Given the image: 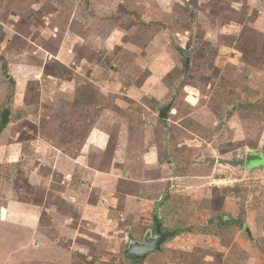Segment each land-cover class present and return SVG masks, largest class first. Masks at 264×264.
<instances>
[{
	"label": "rangeland",
	"instance_id": "1",
	"mask_svg": "<svg viewBox=\"0 0 264 264\" xmlns=\"http://www.w3.org/2000/svg\"><path fill=\"white\" fill-rule=\"evenodd\" d=\"M0 125V264H264V0H0Z\"/></svg>",
	"mask_w": 264,
	"mask_h": 264
},
{
	"label": "crops",
	"instance_id": "2",
	"mask_svg": "<svg viewBox=\"0 0 264 264\" xmlns=\"http://www.w3.org/2000/svg\"><path fill=\"white\" fill-rule=\"evenodd\" d=\"M106 145H107L106 137L103 136L102 133L97 131L96 126H94L87 134V136L84 138L83 143L79 146V149L75 157L68 155L66 153H62L59 149L56 150L53 148V146L50 145V147L53 148L54 151L56 150V152L53 153L49 152L50 154L48 155V162L45 165H50L49 166L50 174L53 175L57 174L59 176V174L60 173L63 174V172L65 175L69 173L70 175L72 174L74 176L76 175L78 177L76 178L80 182H82L83 179H85L90 174L89 171L93 169V168L91 169V167L90 168L87 167L88 164L87 160H91L87 153L89 152L92 154L95 153L96 155L94 158H96L98 154H102L105 151ZM117 153L118 151H115V156L117 155ZM112 160H116V159H112ZM39 169H41V167ZM36 171L33 169L32 171L29 172L28 176L26 177L28 184L31 186L42 185L44 179L46 178L40 176L39 171L38 173ZM164 180L165 178L162 176L161 179L159 180V183H161V181ZM45 181L47 180L45 179ZM98 191H100V189H98ZM94 195L97 197L99 195V192L94 193ZM101 202H104V200H102ZM9 206H11L9 203L5 204L2 209H5L7 211L8 210L7 208H9Z\"/></svg>",
	"mask_w": 264,
	"mask_h": 264
},
{
	"label": "water",
	"instance_id": "3",
	"mask_svg": "<svg viewBox=\"0 0 264 264\" xmlns=\"http://www.w3.org/2000/svg\"><path fill=\"white\" fill-rule=\"evenodd\" d=\"M167 109L161 110L159 113V118L164 120L166 119ZM5 116H3V124H5ZM155 233L156 239L150 242H146L142 245L136 244L131 241L126 254L128 256L138 257L140 259H144L148 254L153 252H157L160 250V245L164 242L165 238L167 237V233H162L160 231V224H155Z\"/></svg>",
	"mask_w": 264,
	"mask_h": 264
},
{
	"label": "trees",
	"instance_id": "4",
	"mask_svg": "<svg viewBox=\"0 0 264 264\" xmlns=\"http://www.w3.org/2000/svg\"><path fill=\"white\" fill-rule=\"evenodd\" d=\"M2 129V126L0 125V130ZM250 161H256V159L254 158V160H251V158L249 159V161H248V163L250 162ZM128 258H130V259H139L138 257H134V256H129Z\"/></svg>",
	"mask_w": 264,
	"mask_h": 264
}]
</instances>
